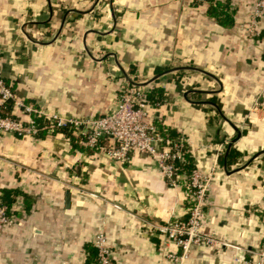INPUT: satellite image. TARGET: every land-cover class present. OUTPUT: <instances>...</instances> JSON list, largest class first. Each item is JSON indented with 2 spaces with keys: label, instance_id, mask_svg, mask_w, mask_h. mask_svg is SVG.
<instances>
[{
  "label": "crops",
  "instance_id": "obj_1",
  "mask_svg": "<svg viewBox=\"0 0 264 264\" xmlns=\"http://www.w3.org/2000/svg\"><path fill=\"white\" fill-rule=\"evenodd\" d=\"M214 1L229 26L207 15L206 1L0 0V70L15 101L89 119L110 111L125 82L162 90L146 121L180 136L194 169L210 173L201 230L217 240L178 262L167 256L179 249L160 228L186 217L184 175L169 185L145 153L118 162L72 150L62 134L0 133V198L13 199L14 218L0 231V264H89L99 231L111 264L251 256L264 240V19L252 17L255 0ZM230 146L235 159L220 163Z\"/></svg>",
  "mask_w": 264,
  "mask_h": 264
},
{
  "label": "built area",
  "instance_id": "obj_2",
  "mask_svg": "<svg viewBox=\"0 0 264 264\" xmlns=\"http://www.w3.org/2000/svg\"><path fill=\"white\" fill-rule=\"evenodd\" d=\"M252 17L264 19V0H255ZM11 102L30 111L31 114H40L14 100L13 91L4 82L0 70V133L18 136L33 135L36 129L32 118L23 124L18 118L5 113L7 105ZM149 105L151 104L146 99V89L125 82L117 94L114 106L103 115L89 119L71 117L60 119L55 115L46 116V118L57 126L68 124L73 129L74 135L83 137L84 146L100 151L113 161H127L128 153L131 151L149 155L156 162L167 183L171 186L178 185L175 163L183 161L180 151L183 139L172 141L165 138L153 125L147 123ZM209 179L210 173L202 174L196 169L184 177L183 191L187 199L186 217L170 221L160 228L165 237L179 249L178 255L170 253L167 255L173 261L178 262L184 259L191 245L213 246L217 243L213 235L201 230L205 192ZM13 224V216L7 212L4 205H0V231L3 227ZM91 245L95 250L94 264H111V250L103 232L99 231L94 235ZM250 254L249 258L238 255L230 264H264V240ZM57 264L70 263L60 261Z\"/></svg>",
  "mask_w": 264,
  "mask_h": 264
},
{
  "label": "trees",
  "instance_id": "obj_3",
  "mask_svg": "<svg viewBox=\"0 0 264 264\" xmlns=\"http://www.w3.org/2000/svg\"><path fill=\"white\" fill-rule=\"evenodd\" d=\"M198 1L208 2L209 5L207 7V15L212 17L220 26L227 27L231 24V16L227 11L224 10V6L221 3L214 0H192V3L196 4ZM162 70L163 69H158L159 72ZM178 72L180 73L183 71L179 70L177 71V73ZM162 95H163L162 90L157 87L150 88L149 90L146 91V99L151 105L160 102ZM210 102L211 104L215 105V107L218 109V102L215 100L214 97H211ZM5 113L12 116V114L10 113V104L7 105ZM31 118L33 120L36 129L35 133L33 134L35 138H43L45 136L62 134L63 136L67 137V139L69 140V144L72 150L75 149L86 153L87 152L90 153L96 150L84 146L82 143L83 137L81 135H74L73 129L68 124L57 126L54 124V122H50L46 118V116L41 114L35 115L34 113H32ZM156 126H157L156 130L165 138H168L172 141H176L177 139L181 138L180 136H173L172 134L169 133L168 129H165L162 126L159 125ZM102 144H104V142H102ZM180 151L182 154L183 161L175 163L177 166L176 171L180 174H183L184 177H186L194 169V165H193V159L189 154V152L187 151L184 140L181 143ZM236 155L237 152L230 146L226 158L224 159L223 155H220L218 161L220 163H225L226 165H229L235 159ZM9 192H10L9 190H2L3 194L4 193L9 194ZM0 200H1L0 205H4L7 208V212H8L9 211L8 207L13 199L10 198L8 200H4V198L1 196ZM87 250L90 253V255H92V261L89 264H94L95 262L94 248L91 245L87 247Z\"/></svg>",
  "mask_w": 264,
  "mask_h": 264
},
{
  "label": "water",
  "instance_id": "obj_4",
  "mask_svg": "<svg viewBox=\"0 0 264 264\" xmlns=\"http://www.w3.org/2000/svg\"><path fill=\"white\" fill-rule=\"evenodd\" d=\"M236 136H238V134H236ZM66 198H67V195H66Z\"/></svg>",
  "mask_w": 264,
  "mask_h": 264
}]
</instances>
